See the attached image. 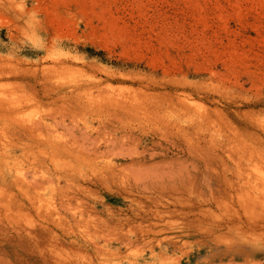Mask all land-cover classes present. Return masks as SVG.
Instances as JSON below:
<instances>
[{
  "label": "rangeland",
  "instance_id": "1",
  "mask_svg": "<svg viewBox=\"0 0 264 264\" xmlns=\"http://www.w3.org/2000/svg\"><path fill=\"white\" fill-rule=\"evenodd\" d=\"M0 117V264H264V0H0Z\"/></svg>",
  "mask_w": 264,
  "mask_h": 264
},
{
  "label": "bare ground",
  "instance_id": "2",
  "mask_svg": "<svg viewBox=\"0 0 264 264\" xmlns=\"http://www.w3.org/2000/svg\"><path fill=\"white\" fill-rule=\"evenodd\" d=\"M1 118V117H0ZM3 118V117H2ZM30 130V129H29ZM82 130V129H81ZM26 131H27V128H26ZM28 132V131H27ZM30 133V132H29ZM121 138H120V142H121ZM117 141V140H116ZM119 142V143H120ZM123 148V147H122ZM115 150V149H114ZM120 150H122L121 148H120ZM127 150V149H126ZM128 151H130V150H128ZM132 151V150H131ZM126 152V151H125ZM123 153V152H122ZM130 154H133L132 152H130ZM136 154V153H135ZM135 154H133V155H135ZM119 156H120V154H119ZM135 156H137V155H135ZM107 164V163H106ZM111 163H109V165H110ZM130 164V163H129ZM113 165L114 164H112V168H113ZM130 165H132V164H130ZM111 167H108L109 169H111ZM117 167V169H118V166H116ZM116 167H115V169H116ZM119 167H123V166H119ZM134 167H136V166H134ZM137 167H139V168H141L140 166H137ZM128 168V167H127ZM144 168V167H143ZM124 170H126L125 168H123ZM105 178V177H104ZM154 183V182H153ZM158 185V184H157ZM148 188V187H147ZM161 188V187H160ZM146 190V189H145ZM148 190V189H147ZM124 192V191H123ZM126 193V192H125ZM128 194H129V192H128ZM143 196V195H142ZM123 198V197H122ZM126 199V198H125ZM119 200V199H118ZM117 201V200H116ZM131 212H132V210H131ZM132 214V213H131ZM136 215H138V214H136ZM135 215L133 214V217H134ZM139 217V216H138ZM136 218V217H135ZM128 219V218H127ZM120 220V219H119ZM131 220V219H130ZM144 220V219H143ZM125 221V220H124ZM120 222H121V220H120ZM228 223V222H227ZM225 224V223H224ZM226 227V226H225ZM228 228H230V227H228ZM237 249V248H236ZM223 255V254H222Z\"/></svg>",
  "mask_w": 264,
  "mask_h": 264
}]
</instances>
